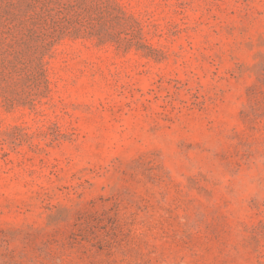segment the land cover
Masks as SVG:
<instances>
[{
	"label": "rangeland",
	"instance_id": "1",
	"mask_svg": "<svg viewBox=\"0 0 264 264\" xmlns=\"http://www.w3.org/2000/svg\"><path fill=\"white\" fill-rule=\"evenodd\" d=\"M0 264H264V0H0Z\"/></svg>",
	"mask_w": 264,
	"mask_h": 264
}]
</instances>
